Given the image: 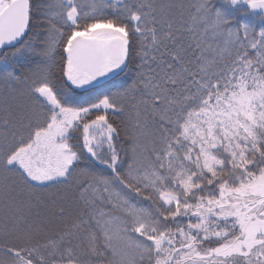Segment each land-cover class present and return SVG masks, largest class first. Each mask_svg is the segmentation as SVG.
<instances>
[{"label":"snow or ice","instance_id":"snow-or-ice-1","mask_svg":"<svg viewBox=\"0 0 264 264\" xmlns=\"http://www.w3.org/2000/svg\"><path fill=\"white\" fill-rule=\"evenodd\" d=\"M228 23L0 0V264H264V31Z\"/></svg>","mask_w":264,"mask_h":264},{"label":"trees","instance_id":"trees-1","mask_svg":"<svg viewBox=\"0 0 264 264\" xmlns=\"http://www.w3.org/2000/svg\"><path fill=\"white\" fill-rule=\"evenodd\" d=\"M213 11H220L229 22L227 26L239 28L242 24L253 29L254 34L264 31V14H258L251 10L247 3H239L235 6L225 0H210Z\"/></svg>","mask_w":264,"mask_h":264},{"label":"water","instance_id":"water-1","mask_svg":"<svg viewBox=\"0 0 264 264\" xmlns=\"http://www.w3.org/2000/svg\"><path fill=\"white\" fill-rule=\"evenodd\" d=\"M253 11L258 13V14H264V10H253Z\"/></svg>","mask_w":264,"mask_h":264},{"label":"rangeland","instance_id":"rangeland-1","mask_svg":"<svg viewBox=\"0 0 264 264\" xmlns=\"http://www.w3.org/2000/svg\"><path fill=\"white\" fill-rule=\"evenodd\" d=\"M239 4V3H238Z\"/></svg>","mask_w":264,"mask_h":264}]
</instances>
